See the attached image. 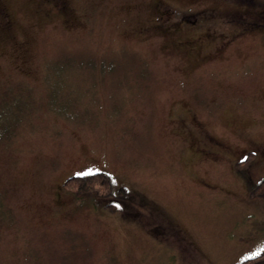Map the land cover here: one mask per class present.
Returning <instances> with one entry per match:
<instances>
[{
    "label": "rangeland",
    "instance_id": "obj_1",
    "mask_svg": "<svg viewBox=\"0 0 264 264\" xmlns=\"http://www.w3.org/2000/svg\"><path fill=\"white\" fill-rule=\"evenodd\" d=\"M263 176L264 0H0V264H239Z\"/></svg>",
    "mask_w": 264,
    "mask_h": 264
},
{
    "label": "trees",
    "instance_id": "obj_2",
    "mask_svg": "<svg viewBox=\"0 0 264 264\" xmlns=\"http://www.w3.org/2000/svg\"><path fill=\"white\" fill-rule=\"evenodd\" d=\"M251 156V154L247 156V161ZM62 188L71 192L79 202L90 196L97 198L114 197L120 200L125 199L129 194L124 187L117 188L110 175L102 171L71 176L65 180ZM248 198H261L264 209V176L250 188ZM107 208L111 212L118 209L114 205H108ZM261 262H264V250L258 256L244 260L239 264H257Z\"/></svg>",
    "mask_w": 264,
    "mask_h": 264
},
{
    "label": "crops",
    "instance_id": "obj_3",
    "mask_svg": "<svg viewBox=\"0 0 264 264\" xmlns=\"http://www.w3.org/2000/svg\"><path fill=\"white\" fill-rule=\"evenodd\" d=\"M250 200H252V199H250Z\"/></svg>",
    "mask_w": 264,
    "mask_h": 264
}]
</instances>
